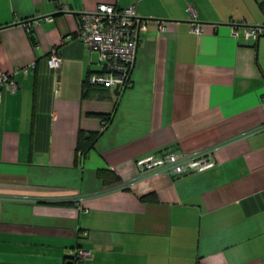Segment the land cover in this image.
Returning <instances> with one entry per match:
<instances>
[{"label":"crops","instance_id":"crops-1","mask_svg":"<svg viewBox=\"0 0 264 264\" xmlns=\"http://www.w3.org/2000/svg\"><path fill=\"white\" fill-rule=\"evenodd\" d=\"M101 2L146 19L118 94L84 84L95 55L73 37ZM231 23L264 25V0H0V70L17 84L0 100V264H72L77 246L86 264H264V34L234 39ZM210 147L208 170L136 166Z\"/></svg>","mask_w":264,"mask_h":264},{"label":"built area","instance_id":"built-area-1","mask_svg":"<svg viewBox=\"0 0 264 264\" xmlns=\"http://www.w3.org/2000/svg\"><path fill=\"white\" fill-rule=\"evenodd\" d=\"M55 1V0H53ZM65 10L67 8L65 7ZM189 30L201 33V24L197 19L195 7L188 3L185 6ZM47 19V17H46ZM146 29V19L136 14L132 6L118 7L110 3H98L93 11L81 10L76 14V29L73 37L86 47L88 56L95 55V67L86 75L90 86L118 88L119 92L131 85L130 72L136 52L141 41V33ZM157 29H167L165 21H157ZM229 34L234 39L256 41L264 34V25H244L231 23ZM50 69L57 72L62 59L57 48H52L47 57ZM17 84L11 72L0 70V100L2 90L15 92ZM260 104L264 106V95ZM264 125L261 126V129ZM210 147L191 153L151 154L136 161L140 176L165 173L181 176L192 172L208 170L215 164L214 152ZM90 250L75 247L71 252L72 264H86L92 258Z\"/></svg>","mask_w":264,"mask_h":264},{"label":"trees","instance_id":"trees-1","mask_svg":"<svg viewBox=\"0 0 264 264\" xmlns=\"http://www.w3.org/2000/svg\"><path fill=\"white\" fill-rule=\"evenodd\" d=\"M86 82V81H85ZM85 85L89 86L86 83H84ZM94 87V86H91ZM103 120L105 121V125H107L112 118V114L111 115H103L102 116ZM99 135V133H95V134H89V136H84L83 134H80L79 139H78V147L82 150V153H85L87 148L89 147V145L96 139V137ZM110 171H108L107 169H99L97 171V174L100 178H102V180H105L106 176L109 174Z\"/></svg>","mask_w":264,"mask_h":264},{"label":"water","instance_id":"water-1","mask_svg":"<svg viewBox=\"0 0 264 264\" xmlns=\"http://www.w3.org/2000/svg\"><path fill=\"white\" fill-rule=\"evenodd\" d=\"M114 93L115 94H118L119 93V90H118V88L116 87V88H114Z\"/></svg>","mask_w":264,"mask_h":264}]
</instances>
